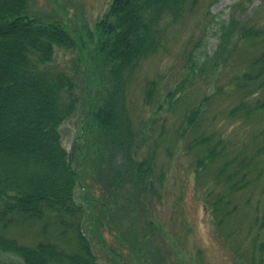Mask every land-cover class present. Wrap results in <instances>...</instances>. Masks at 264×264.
Here are the masks:
<instances>
[{"label": "trees", "instance_id": "obj_1", "mask_svg": "<svg viewBox=\"0 0 264 264\" xmlns=\"http://www.w3.org/2000/svg\"><path fill=\"white\" fill-rule=\"evenodd\" d=\"M196 3L113 0L95 28V55L84 61L96 73L100 93L90 101L83 126L91 119L113 144L129 140L133 119L126 89L133 74L141 62L163 49L167 31L191 13ZM27 8L28 0H0V116L7 117L0 129V254L15 255L20 259L17 264H100L91 248L95 237L85 234L84 205L74 199L79 174L71 168L72 157L59 134V127L75 112L79 74L76 65L75 74L54 65L55 49L73 48L77 43L62 25L32 17ZM221 30L223 36L214 50L216 62L209 66L216 72L247 42L264 38V27L234 18L223 23ZM78 43L81 61L84 47ZM260 50L249 55L239 74L218 81L203 100L188 106L180 83L167 92L163 102L179 120L173 141L191 158L194 176L206 192L204 206L213 218L216 236L235 255L248 239L251 248L237 256L250 253L245 257L248 264H264V216H259L258 204L253 213L250 210L254 197L261 203L259 191L264 190V48ZM210 62L208 58L203 67ZM144 88L146 100L160 89L156 80L147 81ZM215 100L216 111H211L209 105ZM249 124L253 131L239 139L236 127ZM23 136L40 143L29 159L33 165L37 157L41 163L46 160L42 177L31 169H16L25 159L23 154L35 151L31 145L29 151L25 149ZM154 153L141 161L128 156L127 167L135 177L152 175ZM157 174L160 180L164 172ZM12 229L21 237L27 231L33 236L26 242L19 234L11 236ZM0 264H4L1 259ZM119 264H124L121 259Z\"/></svg>", "mask_w": 264, "mask_h": 264}, {"label": "rangeland", "instance_id": "obj_2", "mask_svg": "<svg viewBox=\"0 0 264 264\" xmlns=\"http://www.w3.org/2000/svg\"><path fill=\"white\" fill-rule=\"evenodd\" d=\"M196 2L193 11L167 31L163 49L141 62L134 72L126 89L132 131L129 140H120L115 145L91 119H87L85 126L81 124L90 101L100 93L97 75L84 61L95 55V28L113 0H28L29 15L59 23L77 45L80 41L83 43L82 62L77 45L55 49L54 65L70 74H75L73 65H76L79 74L74 89L76 109L59 127V134L61 145L72 157L71 168L79 174L74 199L77 204L84 205L85 234L95 237L91 248L100 264H119V259L124 264H248L245 257L249 258L250 253L246 252L243 258L237 257L245 253L246 247L251 248L248 239L242 241L239 254L235 255L230 253L232 248L216 236L213 218L206 214L204 206L206 192L194 176L191 158L173 141L179 120L163 102L167 92L183 83L186 103L191 106L211 94L218 81L222 83L239 74L245 60L264 48V38L255 43L247 42L244 49L234 52L221 72H216L209 66L216 62L214 50L223 36L221 26L234 18L246 25L264 27V5L260 0ZM188 55L193 67L187 60ZM208 58L211 62L203 67ZM199 68L207 72L201 73ZM153 80L157 81L159 92L146 100L145 83ZM228 102L229 99L223 106ZM209 109L216 111V100ZM6 119L5 115L0 116V129ZM81 126L86 127L83 138ZM236 128L240 131L239 139L254 129L251 124ZM23 139L28 151L30 145L34 150L40 145L37 138L23 136ZM153 150L152 175H144L142 179L135 177L134 170L127 167L128 156L141 161ZM34 155L36 150L23 154L25 159L16 164V169H31L42 177L46 160L41 163L37 157L34 165L30 164L29 157ZM51 162L56 164L55 160ZM161 171L164 175L159 180L157 173ZM209 181L213 185L211 179ZM259 197L261 203L254 197L250 210L253 213L258 204L262 217L264 190L259 191ZM14 234H19L26 242L33 236L27 231L21 237L18 230L12 229L10 235ZM0 259L4 264L20 261L15 255L5 253L0 254Z\"/></svg>", "mask_w": 264, "mask_h": 264}]
</instances>
